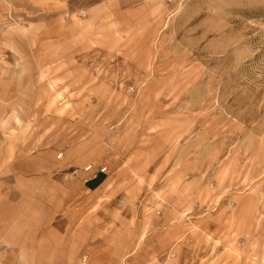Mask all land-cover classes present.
<instances>
[{
	"label": "rangeland",
	"instance_id": "obj_1",
	"mask_svg": "<svg viewBox=\"0 0 264 264\" xmlns=\"http://www.w3.org/2000/svg\"><path fill=\"white\" fill-rule=\"evenodd\" d=\"M13 83L0 198L47 225L31 264H264V0H0ZM72 150L110 181L65 205Z\"/></svg>",
	"mask_w": 264,
	"mask_h": 264
},
{
	"label": "crops",
	"instance_id": "obj_2",
	"mask_svg": "<svg viewBox=\"0 0 264 264\" xmlns=\"http://www.w3.org/2000/svg\"><path fill=\"white\" fill-rule=\"evenodd\" d=\"M20 93L13 84L0 85V131L2 127H7L6 132L15 131L16 126L25 124L20 113L16 111L14 101L15 95ZM9 94V98L4 95ZM4 132L1 134H5ZM77 152L72 150L67 153L66 160H70L67 164L55 169L56 189L66 198L72 197L67 201H62L65 205L74 204L77 200L89 199L96 197L101 191L107 187L110 177L107 173H101L99 170L92 172L85 171V167L90 163L85 159L76 155ZM89 163V164H88ZM93 165V164H92ZM73 169L78 170V174L68 180L62 181L63 173H68ZM9 197V196H8ZM75 199V200H74ZM72 200H74L72 202ZM60 205V203H59ZM19 209L17 202L10 198H0V264H31L33 261V252L36 251L37 245L41 243V247L48 244V228L42 225L41 215L37 216L31 213V201L26 202L19 200ZM33 224L35 226H33ZM33 231L34 237L33 245ZM46 243V244H44ZM116 261V259H115ZM117 261L120 264L119 258Z\"/></svg>",
	"mask_w": 264,
	"mask_h": 264
},
{
	"label": "built area",
	"instance_id": "obj_3",
	"mask_svg": "<svg viewBox=\"0 0 264 264\" xmlns=\"http://www.w3.org/2000/svg\"><path fill=\"white\" fill-rule=\"evenodd\" d=\"M59 157L61 158L62 154ZM84 170L87 171V172H90L92 170V165L86 166ZM105 171H106V168H101V170L99 172L104 173ZM77 174H78V170L77 169H73L72 171L64 174V179L68 180V179H70L72 177L77 176Z\"/></svg>",
	"mask_w": 264,
	"mask_h": 264
}]
</instances>
